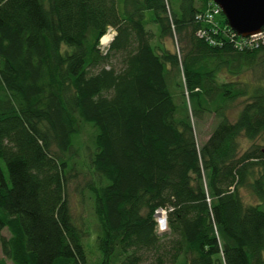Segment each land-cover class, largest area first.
<instances>
[{
	"label": "trees",
	"instance_id": "16d2710c",
	"mask_svg": "<svg viewBox=\"0 0 264 264\" xmlns=\"http://www.w3.org/2000/svg\"><path fill=\"white\" fill-rule=\"evenodd\" d=\"M210 1L0 0V264H86L67 196L80 176L97 264H264V210L240 194L264 201V83L219 79L264 43L212 32L196 18Z\"/></svg>",
	"mask_w": 264,
	"mask_h": 264
},
{
	"label": "rangeland",
	"instance_id": "374dc122",
	"mask_svg": "<svg viewBox=\"0 0 264 264\" xmlns=\"http://www.w3.org/2000/svg\"><path fill=\"white\" fill-rule=\"evenodd\" d=\"M147 17L151 15L150 11L146 12ZM218 18H222L221 14H217ZM148 27L155 29L156 24H149ZM111 36V35H110ZM111 41V40H110ZM101 46L104 48L107 45L105 43H101ZM167 45L171 49L175 48V42L173 39H167ZM112 64H114L117 68L120 67V62L117 59H112ZM229 75V76H227ZM219 79L221 80H233L242 84L244 82L250 83V85H254L256 83H264V59L260 57L255 65L251 68L243 69L238 75H233L227 73L226 68H222L219 74ZM242 104V98H238L233 105V108L229 109L227 112L231 117H235L237 111L239 110ZM216 119L211 115L203 117L201 120L196 121V140L198 144H201L211 132ZM84 140L86 139V135L83 136ZM264 134L255 140V142L263 143ZM251 143L250 140L241 138L240 144L242 148L247 147ZM82 177L80 176L77 180L72 181L67 187V196L71 209V213L74 221L83 227L86 228L87 234L83 238V244L86 251L87 261L86 264H97L100 261V251L97 248V234L98 231L95 226V219L92 215L91 210V201L87 197V193L84 195L79 192L78 189H75V186L81 185ZM240 194L242 200L245 204H256L259 203L260 209L264 210V201H259L255 197V195L251 192V190L244 186L240 188Z\"/></svg>",
	"mask_w": 264,
	"mask_h": 264
},
{
	"label": "built area",
	"instance_id": "2783aa9c",
	"mask_svg": "<svg viewBox=\"0 0 264 264\" xmlns=\"http://www.w3.org/2000/svg\"><path fill=\"white\" fill-rule=\"evenodd\" d=\"M219 7L213 3L208 2L205 10L200 12L196 18L201 19L207 22L210 25L211 31L216 33L218 31H222L225 33L227 39L231 42L233 41L234 45L239 49L245 47H256L259 44L264 43V27L257 33H253L246 37H242L236 34L228 25L225 27H221L220 22L217 18V14H219ZM108 32H112L111 29ZM198 36L205 37L209 42L216 44L218 41L212 38V36L207 35L205 30L201 29L197 32ZM171 208H162L158 207L154 211V218L157 224L158 233L162 234L168 230L167 226V212Z\"/></svg>",
	"mask_w": 264,
	"mask_h": 264
},
{
	"label": "water",
	"instance_id": "95a60500",
	"mask_svg": "<svg viewBox=\"0 0 264 264\" xmlns=\"http://www.w3.org/2000/svg\"><path fill=\"white\" fill-rule=\"evenodd\" d=\"M228 25L240 36L259 32L264 26V0H212Z\"/></svg>",
	"mask_w": 264,
	"mask_h": 264
},
{
	"label": "bare ground",
	"instance_id": "6f19581e",
	"mask_svg": "<svg viewBox=\"0 0 264 264\" xmlns=\"http://www.w3.org/2000/svg\"><path fill=\"white\" fill-rule=\"evenodd\" d=\"M111 35V36H110ZM113 37V32H106L100 39L101 43H108L110 39Z\"/></svg>",
	"mask_w": 264,
	"mask_h": 264
}]
</instances>
